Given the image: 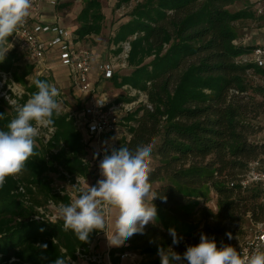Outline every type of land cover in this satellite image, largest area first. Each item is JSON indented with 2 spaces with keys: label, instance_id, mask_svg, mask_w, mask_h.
<instances>
[{
  "label": "trees",
  "instance_id": "trees-1",
  "mask_svg": "<svg viewBox=\"0 0 264 264\" xmlns=\"http://www.w3.org/2000/svg\"><path fill=\"white\" fill-rule=\"evenodd\" d=\"M83 2L72 39L78 43L97 36L104 20L99 0ZM142 5L115 37L117 43L136 36L127 59L131 74L120 77V82L117 76L110 80L115 87L128 85L147 99L125 117L128 125L119 126L126 136L122 146L153 144L152 190L167 197L166 202L157 198L153 203L176 222L195 228L189 235L176 232L183 240L173 246L175 251L183 253L186 245L197 244L201 233L214 237L218 246L223 242L238 249L247 223L264 221L257 187L241 186L250 164L259 162L264 169V141L254 140L262 131L258 120L264 116V87L254 78L264 72L242 63L255 45H243L233 31L234 23L255 19L252 1L143 0ZM18 49L13 47L0 63V72L11 71ZM151 55L152 61L144 64ZM29 74L25 69L14 79L20 82ZM34 91L35 86L18 99L20 103ZM0 113H5L0 120L4 129L15 115L4 98H0ZM49 129L53 133L46 143L36 138L37 155L26 162V170L6 177L0 188V264H52L60 256L75 260L76 252H87L102 232L94 231L84 244L63 230V221L52 224L41 213L49 205L70 202L64 189L54 188L51 175L74 184L89 168L88 142L73 118L60 114ZM207 196L215 202L212 208ZM37 215L43 220H35ZM168 229L161 221L149 223L143 235L111 250L112 264L120 262L116 254L125 253L160 264L157 245H172ZM42 243L48 245L46 250L37 247Z\"/></svg>",
  "mask_w": 264,
  "mask_h": 264
},
{
  "label": "clouds",
  "instance_id": "clouds-1",
  "mask_svg": "<svg viewBox=\"0 0 264 264\" xmlns=\"http://www.w3.org/2000/svg\"><path fill=\"white\" fill-rule=\"evenodd\" d=\"M30 8L31 0H0V63L13 48L9 37L26 22ZM33 84L36 91L23 103L15 98L11 88L12 95L4 96L15 115L0 129V188L6 177H17L26 170V162L37 155L34 148L41 128L53 127L61 114L60 90L46 80L35 79ZM104 103L97 100L98 106ZM3 119L5 113H0V120ZM153 147L151 142L134 149L120 146L105 154L99 164L103 178L96 185L81 189L74 200L60 204L63 230L71 231L84 244L90 242L94 231H102L109 246L121 247L133 236L143 235L149 223L155 224L158 209L153 201L159 198L166 202L167 197L152 190L149 162ZM113 210L117 213L115 231L108 235L106 218ZM36 219L42 218L37 215ZM167 231L172 245H157L160 264H264V251L253 250L244 256L230 244L221 242L218 246L215 238L205 233L200 234L197 244L186 245V250L179 253L173 246H178L183 237L174 228ZM226 235L233 239L231 233ZM37 247L46 250L48 245L42 243ZM70 259L60 256L52 264H69Z\"/></svg>",
  "mask_w": 264,
  "mask_h": 264
},
{
  "label": "rangeland",
  "instance_id": "rangeland-1",
  "mask_svg": "<svg viewBox=\"0 0 264 264\" xmlns=\"http://www.w3.org/2000/svg\"><path fill=\"white\" fill-rule=\"evenodd\" d=\"M123 0H99V7L101 15L103 17V23L100 33L96 36L97 38L91 40V42L86 46L84 43H78L70 41V44L75 47H81L82 49L88 50L92 53V65L93 69L100 70V64H108L109 62L114 65L113 76H117L118 82H120V77L130 75L132 69L128 67L127 59L131 51L130 43L136 38L132 36L131 38H125L122 41L116 43L115 37L119 33V28L133 20L136 17V11L140 9L143 5V0H131L130 2L122 3ZM244 2L240 1L238 5H243ZM62 5H66L61 7ZM61 7V8H60ZM84 7L83 0H41L39 5V10L41 16L47 20H56L58 27L61 30H65L68 33V38L70 34L78 30L79 24L76 22L77 17L81 13ZM233 31L240 38L239 41H246V43H253L256 46L264 45V20H260L255 17L254 20H245L236 22L233 24ZM72 37V36H71ZM45 39L48 37L45 36ZM88 38L84 40L85 43H88ZM9 42L13 44V47L18 46L16 40L13 36L9 37ZM12 50V49H11ZM10 50V51H11ZM9 51V52H10ZM19 53L16 56L17 60H13L11 71L8 73L0 72V89L2 86L11 88L17 94H27V91L31 89L34 84L35 79H46L49 83L55 85L60 90L59 99L62 101L61 115H68L74 120V125H78L80 130L83 133V141L88 142V157L85 159V162H88V174L84 177H77L74 184H67L55 175H51V178L54 179L53 186L55 189L60 190L64 189L65 192L69 195L70 201L77 198L79 192L83 188H87L88 184L90 186L96 185L99 179L103 177L100 175L99 164L103 159L104 155L111 152L112 148H118L123 144V138H126L121 127L123 125H128L126 116L130 117L131 113L136 109L146 104V96L137 90H134L128 85H124L121 88L115 87L114 81L105 80L101 78L98 83L99 93H102L108 97L110 103H114L117 106V118L120 123V129H118L113 135L109 136L107 134H101L99 138L92 139L89 137L84 128V121H81L79 125V117L83 114L84 109L86 108V102L91 98V95L82 94L76 89L67 88V85L61 84V82L56 81L52 77V72L41 71L40 66L36 62H32L25 51L18 49ZM8 52V53H9ZM8 55V54H7ZM127 58H124V56ZM154 55L147 57L144 61V64H149ZM103 57L102 59H100ZM99 60L97 61V59ZM125 60V62H124ZM122 62L123 66H122ZM60 63L59 53L55 50L49 52L46 55L44 65L46 68H51ZM25 69H29V76L23 77L20 82H16L14 76L21 75ZM5 90V89H4ZM2 90V91H4ZM72 90V91H71ZM94 90L97 89L94 88ZM76 95V98L81 99L77 100L73 95ZM89 102V101H88ZM90 103H88L89 105ZM260 126L262 127L261 133L256 136V141H264V116L260 117L258 120ZM126 123V124H125ZM126 127V126H125ZM53 130L42 127L40 134L37 137L43 143H46L50 136L52 135ZM151 163V162H149ZM210 196H207L206 203L209 207H213L214 203ZM209 203V204H208ZM60 206V205H59ZM59 206L49 205L46 211L44 212L45 220L49 221L52 224H56L59 221ZM158 209L157 213V222H162V226L166 228H174L176 232H185L186 234H192L195 231L194 227L187 226L176 222L173 218L169 217L167 213ZM116 210H113L112 214L106 218L107 222V234L111 235L115 231V219H116ZM254 225L247 223L245 230L246 236L243 241L252 234ZM96 242L100 243V247H97L96 251L93 249V244ZM108 239L105 233H100L95 238L94 243H92L91 248L95 253L106 255L107 249H119L121 247H111L108 246ZM107 245V246H106ZM106 246V248H105ZM100 249V250H99ZM75 254L76 259H70L69 264L73 262L74 264H89L86 259L81 258L83 254ZM86 252H84L85 254ZM132 255V254H131ZM111 261V259H110ZM105 264H108L105 260ZM112 264V261H111ZM119 264H150L149 260H145L141 256L132 255L130 258L120 262Z\"/></svg>",
  "mask_w": 264,
  "mask_h": 264
},
{
  "label": "built area",
  "instance_id": "built-area-1",
  "mask_svg": "<svg viewBox=\"0 0 264 264\" xmlns=\"http://www.w3.org/2000/svg\"><path fill=\"white\" fill-rule=\"evenodd\" d=\"M251 1L255 17L264 20V0ZM40 2L41 0H31V8L26 22L19 26L12 35L18 47L25 51L32 62H36L40 66V72L42 70H49L44 65L46 55L53 50L57 51L59 53L60 64L70 70V88L76 89L82 94L91 95V98L94 97L98 91L94 90L90 82L92 53L81 47H73L70 44V41H73L72 37L68 38V34L58 27L56 20H48V23L39 20L41 15L39 10ZM45 36L48 38L45 39ZM239 42L243 45L249 44L246 41ZM124 58H127V56L125 55ZM124 62H122V66ZM242 63H249L254 68L264 72V45H255L249 57L244 58ZM113 69L114 65L109 62L104 66L101 77L105 80H110L113 77ZM254 79L261 87H264V75L255 77ZM2 90H4V86L0 89V98H4L5 94L12 95L10 88L7 89L6 87L4 91ZM22 95L23 93H15V98L19 99ZM97 100L105 103L103 106H98ZM116 111L117 106L114 103H110L106 95L99 93L90 105H86L83 114L79 117V125L81 121H84L85 131L92 139L99 138L101 134L115 133L120 126ZM260 165L259 162L250 164L251 170L245 180L242 181L241 186L243 189L251 186L257 187L260 193V202L262 208H264V169H260ZM35 220L37 219L35 218ZM237 250L244 256L249 255L253 250L264 251V221L254 225L252 234L242 241ZM84 252L86 251H81V254H83L81 258L86 259L89 264H105V260L108 264H111V249L109 248L106 251V255L95 253L91 247L88 248L85 254ZM131 256L129 253L115 255V257L119 258L120 262ZM71 264L74 263L71 262Z\"/></svg>",
  "mask_w": 264,
  "mask_h": 264
},
{
  "label": "crops",
  "instance_id": "crops-1",
  "mask_svg": "<svg viewBox=\"0 0 264 264\" xmlns=\"http://www.w3.org/2000/svg\"><path fill=\"white\" fill-rule=\"evenodd\" d=\"M39 20H42V22H44L45 23V21L48 23V20L46 19V18H44V17H42L41 15H40V19ZM39 20H37L38 22H39ZM65 33H67L65 30H63ZM68 34V33H67ZM71 36H72V39H73V33H71L70 34ZM70 36V37H71ZM97 37L96 36H91V37H89L88 39V43H85V42H81V44H83L84 43V46H86L87 47V45L91 42V40H94V39H96ZM103 57H101L100 59H102ZM97 59V58H96ZM99 60V58L97 59V61ZM58 65H56V66H54V67H51L50 69H49V71H51L52 72V77H54L55 78V80L56 81H59V82H61V84H63L64 86L65 85H67V88H69L70 87V70L68 69V68H66V67H63L60 63H57ZM99 65L101 66L100 67V70H97V69H93V65H92V72H91V74H90V82L92 83V85H93V87L94 88H96L97 89V91H99V88H98V83H99V81H100V79L102 78L101 77V72L103 71V68H104V64L102 65V63L100 64V62H99ZM107 65V64H106ZM105 65V66H106ZM108 81H110V80H108ZM72 91V90H71ZM73 95V94H72ZM99 95V93L97 92L95 95H94V97H92V98H89V102L87 101L86 103V105H88V103H92V101L94 100V99H96L97 98V96ZM75 98H76V95H73ZM77 100H79V101H81V99H79V98H76ZM89 104V105H90ZM108 244V243H107ZM107 246V245H106ZM106 246H105V248H106ZM93 249H95V251L97 250L96 248L97 247H100V243H98V242H96L95 244H93ZM109 247V245L107 246V248ZM100 250V249H99ZM112 250V249H111Z\"/></svg>",
  "mask_w": 264,
  "mask_h": 264
}]
</instances>
